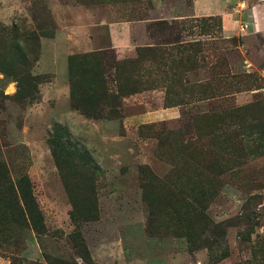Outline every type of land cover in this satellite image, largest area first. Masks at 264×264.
<instances>
[{
  "label": "rangeland",
  "instance_id": "obj_1",
  "mask_svg": "<svg viewBox=\"0 0 264 264\" xmlns=\"http://www.w3.org/2000/svg\"><path fill=\"white\" fill-rule=\"evenodd\" d=\"M245 1L235 2L237 27L227 38L218 17L165 20L174 0H0V27L32 33L26 42H11L0 32V161L12 179L20 172L28 176L46 230L38 235L15 228L17 243L0 250V264H10L14 247L16 256L29 263L69 260L74 233L96 264L260 263L264 256L259 253L256 262L249 259L252 244H264V33L241 31L243 24L249 27ZM138 19L161 26L151 31L159 43L179 40L161 47L167 61L144 62L133 76L158 81L122 98L115 120L88 118L73 109L68 70L62 82L53 73H41L43 45L58 44L46 48L51 57L63 42H72L61 35L63 28ZM194 42L200 53L187 47ZM109 56L124 61L136 52ZM188 56L209 76H186L184 70L173 76V60ZM46 61L47 68L54 64ZM150 70L160 76H146ZM78 73L86 79L92 74L90 66ZM22 76H38L41 84ZM177 79L187 83L180 87ZM28 93L35 99L25 97ZM171 108L177 109L173 118ZM54 126L65 129L71 145L87 152L98 167L95 221H71V185L61 179L48 143ZM145 185L152 196H160L150 205ZM171 190L207 206L209 219L220 225L213 237L218 246L190 251L186 239L171 237L169 226L148 234L151 209L156 221L168 218ZM221 253L228 255L219 260Z\"/></svg>",
  "mask_w": 264,
  "mask_h": 264
},
{
  "label": "trees",
  "instance_id": "obj_2",
  "mask_svg": "<svg viewBox=\"0 0 264 264\" xmlns=\"http://www.w3.org/2000/svg\"><path fill=\"white\" fill-rule=\"evenodd\" d=\"M143 19H138L139 21ZM153 27L160 26L154 22ZM148 26V34L151 45L138 48L136 57L124 61H117L109 56L112 49L91 51L84 54H72L67 58L68 80L70 85V103L71 107L88 118L96 120H115L118 119V111L122 107L121 100L124 97L140 92L144 87L153 86L158 79L150 78L147 81L133 78L135 72L146 62L156 64L165 59L166 52L161 50L162 46L176 44L178 39L165 42H158L151 31L153 27ZM173 27V25H168ZM175 26V25H174ZM161 27V26H160ZM1 28V34L8 41L26 42L32 33L13 27L12 29ZM204 28V24L200 26ZM206 28V26H205ZM151 34V35H150ZM190 51L197 54L201 52L199 44L194 42L189 46ZM175 74L180 75L182 71L190 72L199 69L197 61H192L190 56L185 59L173 60ZM90 66L91 76H80L79 70ZM157 66V64H156ZM158 71V67L157 70ZM150 70L146 76H160ZM23 72L22 74H24ZM163 81L171 85V78L163 73ZM31 84H41L38 76H22ZM162 81V82H163ZM178 86H182L186 81L175 80ZM114 83V84H113ZM121 83L123 85L121 86ZM185 88V87H184ZM115 89V90H114ZM184 90V89H183ZM25 97L35 98L31 93ZM1 98H3L1 96ZM108 109V110H106ZM68 133L60 126H54L48 143L55 161L57 171L64 183H70L67 194L71 200L72 212L71 221L74 223L77 217H80L84 223L97 220V185L95 174L98 167L92 164V160L87 152L80 148L72 146L69 142ZM74 183H79L75 185ZM75 185V186H74ZM144 189L145 201L152 204L155 198L160 197L149 191L146 185ZM181 193L171 190V208L168 218L164 215L165 222H158L154 218V211L151 209V218L147 227L148 234H157L166 226L171 228L172 238L186 239L188 249L195 251L200 248H209L216 244L214 236L219 233L220 225L215 224L206 214L207 206L195 201L190 197V201L181 198ZM195 195V194H194ZM206 196H204L205 199ZM15 228L32 229L36 234L41 235L45 232L44 216L34 196L32 183L28 176L20 172L15 179L11 178L9 170L0 161V250L3 247H10L17 243L12 233ZM249 237V235H248ZM74 255L69 260L54 259L50 264H96L91 261L87 250L83 245V239L78 233H74L70 238ZM218 246V245H217ZM251 260L256 262V255L259 253L264 256V244L256 241L250 248ZM228 254H222L219 257L224 259ZM10 264H35L29 263L16 256V248L10 252ZM79 259V261L77 260ZM218 260V261H219ZM262 264L264 258L259 261Z\"/></svg>",
  "mask_w": 264,
  "mask_h": 264
},
{
  "label": "crops",
  "instance_id": "obj_3",
  "mask_svg": "<svg viewBox=\"0 0 264 264\" xmlns=\"http://www.w3.org/2000/svg\"><path fill=\"white\" fill-rule=\"evenodd\" d=\"M236 0H193L187 4L185 0H174L171 8V16L164 19L179 20L191 19L197 17H218L223 23V34L229 38L235 35L237 27L234 17L239 11L238 4L235 7ZM248 20L249 33H264V0H248L245 1ZM148 20L125 21L106 23L100 22L97 25H89L81 23L80 25L63 28L62 34H66L72 40L71 43L63 42V47L55 49L54 55L49 57L47 49H52L58 44L51 42L49 46L43 45L42 54L43 62L53 60L54 64L47 68L40 62L42 74L53 73L56 82H62L67 77V58L72 50L80 52L100 51L112 49L119 56L133 57L138 48L150 46V37L148 34ZM106 26V28H104ZM95 31V32H94ZM99 33L95 37L91 34ZM47 48V49H46ZM186 76H209L204 70H194L187 73ZM57 83H53L56 85ZM48 91V88H45ZM69 89L65 87L63 97H68ZM177 109L171 108V118L174 117ZM167 112V111H166Z\"/></svg>",
  "mask_w": 264,
  "mask_h": 264
},
{
  "label": "built area",
  "instance_id": "obj_4",
  "mask_svg": "<svg viewBox=\"0 0 264 264\" xmlns=\"http://www.w3.org/2000/svg\"><path fill=\"white\" fill-rule=\"evenodd\" d=\"M248 30V25L245 23L243 24V26L241 27V31L242 32H246Z\"/></svg>",
  "mask_w": 264,
  "mask_h": 264
}]
</instances>
